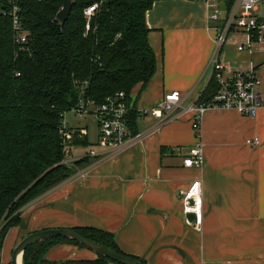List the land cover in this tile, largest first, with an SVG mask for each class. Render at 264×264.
I'll list each match as a JSON object with an SVG mask.
<instances>
[{"label":"crops","instance_id":"obj_1","mask_svg":"<svg viewBox=\"0 0 264 264\" xmlns=\"http://www.w3.org/2000/svg\"><path fill=\"white\" fill-rule=\"evenodd\" d=\"M207 14L200 0H156L146 12L156 66L144 86L130 91L136 109L155 106L172 90L187 105L203 91L214 45ZM235 35L224 47L229 40L236 47ZM229 49L221 52L222 61L232 71L254 69L264 98V52L235 48L230 57ZM157 122L138 114L137 131L144 132L138 141L101 162L87 157L75 173L28 204L5 236L0 261L9 262L12 249L28 233L89 227L111 233L122 253L146 264H264V105L255 117L207 109L200 129L201 167L183 165V154L196 141L191 114ZM83 124L69 127L87 131ZM87 135H75L74 157L95 142ZM254 137L258 144L246 143ZM81 170L85 174L76 176ZM194 179L202 182L201 230L182 211L181 193ZM96 257L71 243L56 244L44 254L48 261L69 264H89Z\"/></svg>","mask_w":264,"mask_h":264},{"label":"trees","instance_id":"obj_2","mask_svg":"<svg viewBox=\"0 0 264 264\" xmlns=\"http://www.w3.org/2000/svg\"><path fill=\"white\" fill-rule=\"evenodd\" d=\"M155 1L71 0L70 12L61 23L56 13L63 0H14L28 36L29 52H21L14 45L7 14L11 2L0 0V253L8 230L19 224L22 210L73 172L61 163L62 113L76 106L82 91L86 99L97 103L118 91L129 99L132 88L144 86L153 75L156 58L148 42L145 16ZM92 3L98 6L86 29L83 10ZM215 89L209 81L200 101L209 100ZM137 116L135 110L129 115L132 133L137 132ZM86 161L82 158L75 164L82 166ZM73 229L122 253L109 232ZM59 243L84 248L67 238L46 237L26 247L22 264H69L44 258ZM108 262L113 261L100 255L87 261Z\"/></svg>","mask_w":264,"mask_h":264},{"label":"built area","instance_id":"obj_3","mask_svg":"<svg viewBox=\"0 0 264 264\" xmlns=\"http://www.w3.org/2000/svg\"><path fill=\"white\" fill-rule=\"evenodd\" d=\"M11 2L7 14L11 18L13 42L16 50L29 52L27 32L23 28L18 16V7ZM207 10L208 21L212 23L214 31V45L208 61L206 84L213 81L215 92L207 101H200V94L191 103L184 105V98L178 90L165 93L162 99L153 107L136 109L124 91L115 92L106 96L101 102L86 99L83 91L76 106L69 111L82 118L90 112L95 118L97 127L96 141L87 151L74 157L71 153L72 142L77 133L86 134L85 128L80 130L70 128L64 121L65 111L61 115L59 134L64 148V158L61 163L70 165L82 158H93L95 162L108 159L134 144L144 132L132 133L129 128V115L137 111L139 115H147L163 124L183 112L191 114V125L195 131L196 141L183 154L185 167H201L203 164V142L200 135L201 121L204 112L209 108L233 109L242 115L255 117L260 107L264 105V98L259 91L260 80L254 69L248 71H232L230 66L221 59L222 49L230 34L245 35L244 41L239 39L236 45L238 51L264 52V0H200ZM97 3L84 8L87 19L86 29L89 28V19L93 15ZM3 15L6 12L2 13ZM249 145H256L259 139H247ZM85 170L78 171L76 176H83ZM182 211L184 215L192 213L195 216L193 226L201 230L203 221L202 182L192 180L181 193Z\"/></svg>","mask_w":264,"mask_h":264},{"label":"water","instance_id":"obj_4","mask_svg":"<svg viewBox=\"0 0 264 264\" xmlns=\"http://www.w3.org/2000/svg\"><path fill=\"white\" fill-rule=\"evenodd\" d=\"M71 9V0H63L61 8L56 13V19L61 23L64 22ZM186 220L190 224H194L195 216L192 213L186 214ZM60 236L75 241L84 246V248L93 251L96 255H100L110 259L117 264H144L140 260L134 259L129 255L119 253L112 250L94 240L81 235L73 228H48L34 231L25 235L12 249L9 263L19 264V258L22 260V255L27 246L46 237ZM22 264V261H21Z\"/></svg>","mask_w":264,"mask_h":264},{"label":"rangeland","instance_id":"obj_5","mask_svg":"<svg viewBox=\"0 0 264 264\" xmlns=\"http://www.w3.org/2000/svg\"><path fill=\"white\" fill-rule=\"evenodd\" d=\"M235 36H236L235 38H237V39H241L242 38L241 41H244L245 35H243V34H236ZM231 44H233V41H230L229 40L227 42V44H226V47H223L222 52L225 50V48L230 47V49H229L230 57H234V55H235V51L234 50H235L236 47L234 45H232V46H234V48H232L230 46ZM222 57H223V55L221 54V58ZM64 121L66 122V124L68 126L72 125V122H75V123L76 122H82V124L84 123L83 125L87 124L86 125L87 126V132H88V135L87 136H88L89 140L96 141V137H97V127H96V124H95V118L90 114V112H87L86 114H84L82 118H78V117H76L73 114V112L68 111L64 115ZM71 153H72V148H71ZM75 162H73L70 165H66L67 167L73 169L72 174L75 173L81 167L78 164H75ZM72 174H70V175H72ZM7 263H8V261L7 262L0 261V264H7Z\"/></svg>","mask_w":264,"mask_h":264},{"label":"bare ground","instance_id":"obj_6","mask_svg":"<svg viewBox=\"0 0 264 264\" xmlns=\"http://www.w3.org/2000/svg\"><path fill=\"white\" fill-rule=\"evenodd\" d=\"M18 263L21 264V259L19 258Z\"/></svg>","mask_w":264,"mask_h":264}]
</instances>
